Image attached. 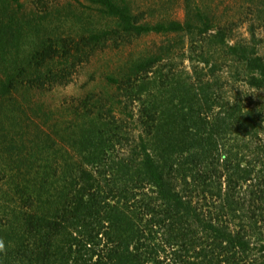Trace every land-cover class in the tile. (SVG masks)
I'll return each instance as SVG.
<instances>
[{"label": "trees", "instance_id": "trees-1", "mask_svg": "<svg viewBox=\"0 0 264 264\" xmlns=\"http://www.w3.org/2000/svg\"><path fill=\"white\" fill-rule=\"evenodd\" d=\"M31 1L40 12L0 0V106L18 89L68 85L108 41L180 34L194 65L188 77L167 70L168 44L107 75L117 93L140 101L136 118L124 131L114 104L102 112L87 107L93 95L81 99L73 115L83 108V122L70 123L74 156L59 177L48 164L12 158V188L0 194V264H264V57L256 39L264 0L245 1L227 19L256 21L241 41H233L235 23L214 22L203 0H183L181 22L154 23L127 0H89L105 21H77L74 37L58 32L66 21H45L47 2ZM228 62L236 89L223 87Z\"/></svg>", "mask_w": 264, "mask_h": 264}, {"label": "rangeland", "instance_id": "rangeland-1", "mask_svg": "<svg viewBox=\"0 0 264 264\" xmlns=\"http://www.w3.org/2000/svg\"><path fill=\"white\" fill-rule=\"evenodd\" d=\"M23 4V13L26 14L30 10L35 12L41 11L39 4L33 3L31 0H19ZM47 2L50 9L48 17L45 21H66L58 32L62 35H72L73 37L80 34L81 29L77 21H85L84 27H92L93 25L102 26L104 19H100L96 12L95 6L89 0H42ZM134 12H144L143 22H157L162 19L165 21L174 20L181 22L183 19V0H127ZM247 0H203L207 4L208 10L217 21L214 22H234L233 41L247 40V26L249 23L256 21H227L231 14L237 10ZM14 9V6H12ZM89 15V16H88ZM142 22V21H141ZM57 25H60L58 23ZM256 39L261 41L258 53L264 57V29L257 28ZM119 41V40H118ZM188 39L185 41L180 34H155L150 33L139 37L132 38L124 43L119 42L117 45L108 41L105 48L97 51L90 59L83 62L73 75L72 81L68 85L54 86L43 90H33L24 92L18 89L12 95V102L4 101L0 106V194L12 188V175L16 170L15 166L19 165L13 159L17 157L27 158L33 161L28 166H44L48 164L56 169L57 177L60 176L64 166V160L73 157L74 153L70 150L72 143V128L70 123L81 124L83 120L80 115L83 108L79 110L78 117L73 115V110L81 104L79 101L87 95H93L94 99L90 102L93 105L87 106L94 109L95 106L103 105L102 112L106 109L108 103L114 104L117 111L122 114L118 117L125 124L121 123L122 129L126 131L131 126L129 121L136 118V113L141 107L140 101L129 99L117 93L114 85L108 84L105 80L107 75L119 77L127 72V67L131 60L140 56L157 53L159 49L170 44L173 48L170 53H166L164 57L166 69L183 77L191 76V62L187 58ZM220 54V57H223ZM193 58L196 56L191 55ZM224 58V57H223ZM195 63V62H194ZM229 63V62H228ZM197 65V66H196ZM196 67H201L204 73L207 69L203 64L195 63ZM231 63L226 64L221 75L225 81L223 87L227 90L236 89L237 85L230 77L229 71H233L230 67ZM206 67V68H205ZM169 71V72H170ZM217 75V73H216ZM233 86H226L231 83ZM111 85V86H110ZM230 87V88H229ZM98 100L99 103L95 101ZM121 102L119 104L118 102ZM134 101V102H133ZM14 103V106L12 105ZM127 105L126 110H121ZM81 107V106H80ZM130 113L131 116H126ZM105 114H103L104 116ZM133 118V119H132ZM119 121V123L121 122ZM9 145V146H7ZM10 145L18 148L11 149ZM126 145V143L124 144ZM68 150L69 154L66 153ZM117 146L113 153H120ZM19 151L20 153H17ZM26 155V156H25ZM18 159V158H17ZM41 169H44L43 167ZM52 175L53 172L50 170ZM15 175V174H14ZM58 179V178H57ZM56 179V180H57ZM60 183V182H59ZM61 184V183H60ZM59 184V185H60ZM56 183V186H59ZM5 193V192H4Z\"/></svg>", "mask_w": 264, "mask_h": 264}, {"label": "clouds", "instance_id": "clouds-1", "mask_svg": "<svg viewBox=\"0 0 264 264\" xmlns=\"http://www.w3.org/2000/svg\"><path fill=\"white\" fill-rule=\"evenodd\" d=\"M0 254L7 255V249L3 239H0Z\"/></svg>", "mask_w": 264, "mask_h": 264}]
</instances>
